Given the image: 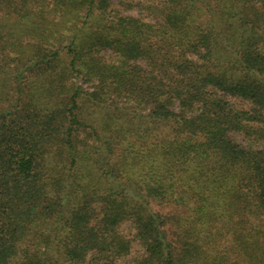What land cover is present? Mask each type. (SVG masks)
Segmentation results:
<instances>
[{
  "label": "trees",
  "instance_id": "16d2710c",
  "mask_svg": "<svg viewBox=\"0 0 264 264\" xmlns=\"http://www.w3.org/2000/svg\"><path fill=\"white\" fill-rule=\"evenodd\" d=\"M0 264H264V0H0Z\"/></svg>",
  "mask_w": 264,
  "mask_h": 264
},
{
  "label": "rangeland",
  "instance_id": "374dc122",
  "mask_svg": "<svg viewBox=\"0 0 264 264\" xmlns=\"http://www.w3.org/2000/svg\"><path fill=\"white\" fill-rule=\"evenodd\" d=\"M135 1H138V0H135ZM124 13L126 14H132L136 17H142L144 18L145 20H149V21H154L156 20L157 18L155 16H149L148 14H146L142 9L141 7H134L133 9L131 10H125ZM129 227L128 226V223H126V225L123 226V228H127ZM134 245H136V243H134Z\"/></svg>",
  "mask_w": 264,
  "mask_h": 264
}]
</instances>
